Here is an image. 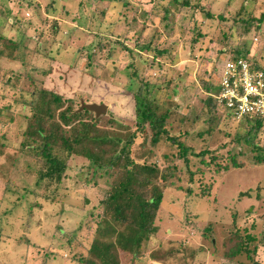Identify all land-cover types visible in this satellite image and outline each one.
Masks as SVG:
<instances>
[{
    "label": "rangeland",
    "instance_id": "1",
    "mask_svg": "<svg viewBox=\"0 0 264 264\" xmlns=\"http://www.w3.org/2000/svg\"><path fill=\"white\" fill-rule=\"evenodd\" d=\"M8 1L16 13L17 0H6V5ZM107 2L108 0H41L45 9L49 7V12L45 14L49 16L47 18L42 14L35 28H30L31 33L36 35L43 27L46 18L61 20L64 26H67L63 32V42L69 47H64L63 52L58 56L63 60L72 61L74 49L97 41V37H93L92 33H98L99 26L106 29L108 22L114 19V11L116 13L118 10L121 11L120 23L127 24L136 8L143 11H149L151 7L159 9L168 4L169 0H125L124 6H121V1L114 2L111 3L105 17H102L99 11L106 9ZM246 2L247 10L241 8L243 0H207L210 7L207 5L206 9L213 12L214 18L205 20L201 27L199 25L203 23L201 22L203 15L194 12L192 17L189 9L186 12L178 11L176 22L179 21L180 16L189 17L184 33L175 32L174 35L168 36L166 33L169 27L159 25L160 31L165 28L159 41H163L164 44L171 39L174 41V49H171V53L165 58L149 56L134 61L117 43L115 47L105 49L102 54L97 55L100 57H98L100 67L96 73L103 81H114L119 85H131L132 88H136L139 83L134 84L135 79L130 74L136 71L139 77L143 78L142 83L159 85L157 93H153V96L171 110L170 132L178 134L188 129L184 142L195 152L208 148L214 151L213 154L216 153V161L211 162V154H208L204 157L205 163L198 157L188 155L189 169L194 174L193 182L189 183L187 171L179 158L177 148L163 141L155 148L156 158L144 157L146 151L141 144L146 140V135L145 132L138 133L131 150L133 158L138 162L143 160L155 162L162 169L168 165L176 166L175 174L180 179L178 183L191 187L193 193L188 195L185 192L180 193L181 191L174 187H169L168 190L166 188L165 197L154 221L155 233L141 249L139 257H132L130 253L119 249L120 264H158L156 261L158 259L151 257L150 253L162 255L160 251L165 252L169 249L173 250L171 255L177 259L176 264H233L223 258V254L228 251L224 244L226 238L234 237L235 233L241 236L247 235L245 232L259 236V232L250 227V221L252 219L253 222L255 217L259 216L257 222L259 224L264 222V161L257 162L254 159L255 151H252L244 140L240 139V144L237 142L238 137L241 138L247 131V124L243 120H234L221 112V115L216 113L210 115L202 102L208 95L203 88V81L212 80L209 69L212 68V64L217 65L221 59L223 60L224 56L220 57V49L225 37H230L231 46H236L238 43H245L247 46L248 42L250 47L256 49L261 43L259 56L260 61L264 63V24L259 32L254 34V31H251L248 35L238 34L237 27L239 23L237 19L241 15L249 17L248 12L254 11L256 15L263 12L264 0H246ZM51 3L53 5L49 6ZM157 15L160 17L161 13ZM34 18L31 13H25L23 19L25 22ZM89 18L91 20L88 28L78 22H88ZM157 20L158 18L155 24ZM176 24L172 23L173 26ZM253 37L259 38L253 41ZM112 40L117 41L116 38ZM253 48L251 53L254 51ZM217 56L220 57L218 60ZM131 61H134V66L128 67ZM5 65L8 67L7 64H3ZM16 65L5 74V77L8 75L10 82L19 73V70L16 71ZM113 69L118 70L116 77H113ZM3 77L0 83V242L3 240L4 245H0V264H40V253L43 252L48 255L47 260H49H46L45 264H80L77 261L79 256L89 257L88 249L96 235L94 232L96 222H92L90 217H96L99 209L102 211L100 203L101 201L104 203L116 169L114 166L100 169L89 164L86 159L73 157L68 161V170L59 188H55V185L49 189L45 188L46 190L44 187L38 188L40 197L46 196L45 200L25 196L26 188L34 187L35 178L32 174L36 175L40 162L36 163L37 159L21 148L20 138L16 137L24 128L25 122L17 116L19 109L12 110L13 104L15 105L12 99L18 94L8 92L4 88ZM178 77L184 78L185 85L179 84L180 87L176 89L180 91L179 93L169 92V86H175ZM136 80L139 81L140 78ZM29 83V80L19 83L18 89L28 87ZM102 91L105 93L102 94L103 97L107 95V99L98 104H107V100L112 101L108 99L110 96L106 90L102 89ZM79 101L76 99L75 103L78 104ZM121 102L117 103L120 107L119 116H112L116 117L119 124L121 123L125 128L116 124H107L106 128L125 135L126 129L133 132L135 126L131 120H127L132 114L130 106L122 107ZM196 115L199 117L198 121L189 125L188 117ZM10 116L13 120H10ZM209 117L213 118L212 121ZM101 124L105 125V123ZM255 142L264 149V128L255 138ZM235 143H237L236 148L232 147ZM229 151L230 154L239 151L238 160L244 165L220 172L225 164L231 166L229 162L231 156L227 154ZM164 154L173 155L174 160L169 163L171 159L168 161L161 157ZM261 154L264 156V150H261ZM209 186L210 197L201 198V191ZM171 219L176 221L170 222ZM182 222L186 225L185 229L179 225ZM195 226L196 231L193 228ZM203 228H209V232L212 233L213 246L210 238L201 234ZM263 231L264 229L261 230ZM25 243L28 245L33 243L32 246L37 250L34 251L33 248L27 250ZM259 252L258 259L264 262V249ZM192 253H195L194 259L191 257Z\"/></svg>",
    "mask_w": 264,
    "mask_h": 264
},
{
    "label": "trees",
    "instance_id": "2",
    "mask_svg": "<svg viewBox=\"0 0 264 264\" xmlns=\"http://www.w3.org/2000/svg\"><path fill=\"white\" fill-rule=\"evenodd\" d=\"M119 1H121V6L126 5L125 0H108L106 9L99 11L102 17L108 13L107 10L111 7V3ZM17 2L15 13L11 5L8 4L9 1L6 5V0H0V18L2 19L0 21V83L4 76V88L8 92L18 94L12 99L15 103L12 110L19 109L17 116L22 122H25V126L16 137L20 138L21 148L30 152L37 159L36 163L40 162L38 163L40 167L35 172L36 175L32 174L35 178L34 187L26 188L25 196L38 199L41 198V194L38 193L39 187L49 189L55 185V188H59L66 176L68 161L73 157L86 159L89 164L100 169L114 166L116 174L107 191L104 203L102 201L100 203L102 211L99 209L96 212V217H90L92 222H96L94 229L96 235L88 249L89 257L79 256L77 261L80 264H120L119 249L130 253L132 257H139L141 249L155 233L154 221L163 197H165L166 191L164 190L174 187L180 190V193L185 192L188 195H192L193 190L191 187L178 183L180 179L175 174L176 166L168 165L162 169L155 162L150 163L146 160L138 162L133 158L131 150L138 133L145 132L146 135V140L141 144V147L146 151L144 157H155V148L163 141H167L169 146L177 148L179 158L183 161L187 171L189 183L193 182L194 174L189 169L188 155L198 157L201 162L205 163L204 157L208 154H211V162L216 161V153L213 154L214 151L208 148L195 152L191 146L184 142V138L188 135V129L178 134L170 132L171 110L153 96V93H157L159 85L142 83L143 78L139 77L136 71L130 73L131 77L135 79L133 83H139L136 88H132L131 85H119L114 81H103L96 73L100 67L98 63L100 57L97 55L102 54L105 49L115 47V43H117L134 61L140 58L146 59L149 56L165 58L171 53V49H174V41L171 39L166 44L159 41L162 38V32L169 27V31L166 33L168 36L174 35L175 32L182 34L189 22V17L186 15L182 18L180 16L179 21L176 22L177 12H186L189 9V14L192 17L194 12L203 15L201 18L203 23L199 25L201 27L205 20L209 21L214 18L213 12L206 9L207 5L210 7V3L207 4V0H169L168 4L159 7V9L151 7L149 11H143L136 8L127 24L120 23L121 11L118 10L117 13L114 11V19L108 22L106 29L99 26L98 33H92L93 37H97V41L88 46L82 45V47L74 49L73 60L69 61L58 56L63 52L64 47H69L63 42V32L67 26H64L59 19H47L49 15L45 14L47 11L49 12V7L45 9L41 0H17ZM245 3H247L246 0H243L241 8L247 10ZM52 5L51 3L49 6ZM25 13H31L36 19L24 22ZM159 13H161L160 17L157 15ZM42 14L47 18L43 27L38 30L36 35H33L30 28H35L36 22ZM247 15L249 17L241 15L237 19L239 21L238 34L248 35L251 31H254L255 34L263 27L264 11L259 15H256L254 11L248 12ZM156 18H158L157 24H155ZM90 20L91 18L88 19V22H78L88 28ZM172 23L177 24L173 26ZM159 25H163L165 28L163 27V30L160 31ZM72 29L70 28V30ZM73 37L72 35L71 38ZM113 38H116L117 41H111ZM225 38L220 49L221 58L223 56L224 59L243 58L255 66H261L258 60L261 43L256 49L250 47L248 42L247 46L245 43L231 46L230 37ZM255 38L258 40L259 37H253V41ZM252 48L254 49L253 53H251ZM109 52L111 54L110 49ZM220 57L217 56V60ZM134 61H131L128 67L134 66ZM221 61L222 59L217 65L212 64V68L208 71L212 80H209V83L203 81V88L208 92V95L202 102L210 115H212L211 113L220 115L222 113L235 120L231 109L215 98L218 88L214 80L217 78ZM3 64H7L8 67ZM15 64H17L16 71L19 70V73L10 82L8 75L5 77V74L10 72L13 69L11 67ZM112 72L113 77L118 75L117 69H113ZM138 78H140L139 81L136 80ZM27 80L30 81L29 86L18 89V84ZM183 80V77L176 78L175 86H169L170 91H168L179 93L180 91H176V89L180 87L179 84L185 85ZM160 87L162 88V85ZM102 89L106 90L110 96L108 99L112 100L110 102L107 100V104H98V102L107 99V95H105L106 98L103 97L102 94L105 93ZM20 90L22 91L20 92ZM76 99L80 100L78 104L75 103ZM119 101H122V107L130 106L132 114L127 120H131L135 126L133 132L126 129L125 135L106 128L107 124H116L125 128L121 123L119 124L116 117H113L120 114V107L117 105ZM198 118L197 115L189 116V125L196 123ZM212 119L209 117L210 121ZM10 120H13V117L10 116ZM241 120L247 124V131L244 136L238 137L237 142L239 143L240 139L244 140L245 144L255 151L254 159L257 162L264 161V156L261 154V150L264 149L255 142V138L264 128V123L256 117H245ZM101 123H105V125ZM233 146L236 148L237 143ZM230 152L227 154L231 156L229 161L231 166L225 164L220 172L244 165L238 160L239 151H234L231 154ZM161 157L168 161L171 159L169 163L174 160L173 155L164 154ZM200 195L201 198L210 197L211 187L204 188ZM44 197L41 199L45 200ZM172 220L170 222L176 221ZM179 225L182 227L184 223ZM193 228L196 231V226ZM245 233L247 235L241 236L235 233L234 237L226 238L224 244L228 251L223 254V258L227 262L235 264H262L257 259V248L259 244L263 245L264 243V231L261 233L259 242H255V236L252 233ZM201 234L210 238V243L213 246L214 243L211 240L213 237L209 228H203ZM3 243L4 241L1 240L0 245ZM32 244L25 243L27 250L29 248L37 250ZM160 252L163 254L152 252L153 254L150 253V256L155 257L154 259H158L156 261L161 263L176 264L177 259L171 255L172 249ZM40 254V264H45L48 255L45 252ZM193 255L195 253L191 254L192 258Z\"/></svg>",
    "mask_w": 264,
    "mask_h": 264
},
{
    "label": "built area",
    "instance_id": "3",
    "mask_svg": "<svg viewBox=\"0 0 264 264\" xmlns=\"http://www.w3.org/2000/svg\"><path fill=\"white\" fill-rule=\"evenodd\" d=\"M259 63L223 58L219 64L215 98L231 109L235 120L256 117L264 123V63Z\"/></svg>",
    "mask_w": 264,
    "mask_h": 264
},
{
    "label": "crops",
    "instance_id": "4",
    "mask_svg": "<svg viewBox=\"0 0 264 264\" xmlns=\"http://www.w3.org/2000/svg\"><path fill=\"white\" fill-rule=\"evenodd\" d=\"M258 60L260 61V56H258ZM261 62V61H260ZM253 215V214H252ZM259 220V216H256L255 217V220H253V222H252V219H251V221H250V219H249V221L251 222V225H250V227H252V228H255L254 229V231H256V232H259V236H255V242H259L260 241V236H261V233H263V232H261V230H263L264 229V227H262V224H264V222L263 223H261V224H259L257 221ZM184 229L186 228V225H184V226H182ZM182 232V231H181ZM193 235V234H192ZM189 236V235H188ZM261 249H264V243H263V245H260L259 244V247L257 248V259H258V253H260L259 251L261 250ZM214 259V258H213ZM260 261H261V259H259ZM158 264H169V263H161V262H157ZM261 263L262 264H264V262L263 261H261ZM156 264V263H155ZM213 264H215V263H213ZM233 264H235V263H233Z\"/></svg>",
    "mask_w": 264,
    "mask_h": 264
}]
</instances>
